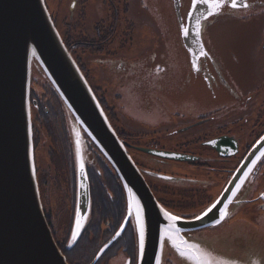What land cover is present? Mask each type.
<instances>
[{
  "label": "flooded vegetation",
  "instance_id": "flooded-vegetation-1",
  "mask_svg": "<svg viewBox=\"0 0 264 264\" xmlns=\"http://www.w3.org/2000/svg\"><path fill=\"white\" fill-rule=\"evenodd\" d=\"M180 2L182 13L187 15L193 7V0ZM212 2L213 0H209V3H197L204 10V16L208 15L202 22L203 50L187 49L182 40L180 46L175 42L173 54L179 60L184 56L186 62L183 64L180 60L183 66L177 61L178 68L188 67L197 80L204 81L212 99L206 100V105L201 104L202 107L195 115L178 119L181 126L173 128L174 124H170L164 127L173 133L169 139L171 145H168V140L162 141L154 137H151L148 145H142L144 135L134 129L137 127L133 128L127 117L120 116L115 107L110 105L107 96L99 93L101 88H95L90 80L87 63L90 60L84 59L83 55L92 50L94 58L104 56L105 45L115 42V33L120 25V15L119 18L116 17L120 10L116 8L115 2L105 0L107 5L111 4L115 20L107 26L105 20L98 23L94 27L97 34L91 41L84 35L83 23L78 41L80 45L69 42L68 30L62 33L66 46L94 89L110 123L126 145L154 197L169 213L183 218L201 214L219 199L244 157L264 135V73L247 87L248 90L243 89L235 77V71L242 64L240 49L244 50L243 44L236 37L221 41L212 33L220 27L248 30L253 24L262 22L264 1L236 0L235 8L232 7L233 0H216L223 5L219 8H211ZM124 5L128 13V2ZM129 23L126 27L132 28L133 22L130 20ZM166 47L167 52L155 54L151 59L159 57L160 60H167L170 53L168 42ZM253 47L257 55L264 58V36L256 40ZM78 50L81 52L80 56ZM149 59L147 57L143 62L149 63ZM40 78L41 80L36 78L32 82L30 94L34 155L44 213L58 247L70 264H80L79 258H73V253L78 252V248L97 249V257L115 237L116 240L102 254L98 263L104 260L102 264H138L139 240L133 217L118 235L129 214L127 193L118 173L83 130L85 142L80 144L82 157H79L68 113L42 75ZM157 131L150 133L156 135ZM219 139H223L222 143L226 142L222 152L235 155L221 156V151L209 145V142ZM145 150L173 152L187 159L172 160ZM81 165L89 185L90 210L81 236L72 244L79 202ZM184 169L188 170L190 176L181 177L177 174ZM204 174L213 175L214 178L202 179ZM229 214H234L230 220L238 214H264V157L230 205ZM223 225L186 232L184 236L188 242L197 244L200 249L211 254L257 264L252 242L244 241L247 234L240 232L236 238L225 240L219 235L224 230ZM247 236L250 241H260L262 238L253 234ZM261 256L264 264V254ZM163 264L188 263L166 243Z\"/></svg>",
  "mask_w": 264,
  "mask_h": 264
},
{
  "label": "water",
  "instance_id": "water-1",
  "mask_svg": "<svg viewBox=\"0 0 264 264\" xmlns=\"http://www.w3.org/2000/svg\"><path fill=\"white\" fill-rule=\"evenodd\" d=\"M175 8L180 40L187 49L203 50L202 22L208 15L204 16V10L197 4L187 15L182 13L180 0H175ZM33 70L50 83L72 119L74 145L79 157H82L83 130L115 168L129 206L138 202L142 208L145 248L143 254L139 249L138 264H163L166 243L188 264H220L221 261L249 264L211 254L199 246L198 250L190 249L182 245L181 240L197 245L188 242L184 233L219 227L232 218L230 205L264 157V135L250 149L222 195L209 208L192 218L169 213L154 197L111 125L56 28L45 0H0V264H69L47 222L37 181L30 102ZM222 141L214 140L209 145L221 151V156L235 155L222 152L226 146ZM145 151L172 160L187 159L173 152ZM83 171L80 170L79 202L73 229L76 237L74 239L72 233V244L81 236L89 218V185ZM131 212L118 235L132 217L138 231L134 207ZM164 212L179 219L172 222ZM77 221L81 225L79 229ZM115 240L114 237L104 246L91 264H96ZM174 242L181 246L184 256L173 246Z\"/></svg>",
  "mask_w": 264,
  "mask_h": 264
},
{
  "label": "rangeland",
  "instance_id": "rangeland-1",
  "mask_svg": "<svg viewBox=\"0 0 264 264\" xmlns=\"http://www.w3.org/2000/svg\"><path fill=\"white\" fill-rule=\"evenodd\" d=\"M45 2L61 37L63 31L68 30L69 36L73 37L70 43L73 44L80 40L82 23L85 25L84 35L91 41L97 34L94 27L98 23L105 20L107 26L108 23H113V19L115 20L111 4L107 5L105 0H45ZM110 2H115L120 10V25L115 33V42L105 45L104 56L94 58L92 50L83 55L84 59L90 60L87 63L92 85L95 88L100 87L99 93L107 96L110 105L115 107L120 116L127 117L133 128L137 127L134 129L144 135L142 145H148L151 137L162 141L168 140V145H171L169 139L173 133L164 127L170 124H174L173 128L181 126L182 123L178 122V119L195 115L202 107L201 104H208L211 98L204 81L197 80L188 67L178 68L177 61L182 64L180 61L182 60L185 64L184 56L180 57V60L176 54L175 58L173 57L175 42L180 46L181 41L176 23L175 0H110ZM126 2L130 6L128 13L124 5ZM130 20L133 22L132 28L126 27L129 26ZM252 26L248 30L220 27L212 32L214 37L221 41L236 37L243 44L244 50L240 49L243 56L240 57L242 64L235 71V77L245 90H248L247 87L264 73V58L257 55L253 47V43L264 36V17L262 22ZM104 30L106 31V28ZM104 34L103 31L102 35ZM166 42L170 46L168 59L160 60L156 57L152 60L153 55L167 52ZM78 55H81L80 51ZM147 57L150 58L149 63L143 62ZM40 76L33 70L32 82L36 78L41 80ZM206 100L208 101L205 103ZM70 120L71 123L72 119ZM154 130H158L156 135L151 134ZM80 140L82 143L85 142L83 138ZM136 156L141 158L140 155ZM177 174L181 177L190 176L185 169ZM204 177L214 178L213 175L207 174L201 178ZM223 226L224 230L219 235L225 240L236 238L240 232L262 237L260 241H250L246 235L244 241L252 242L251 246L255 249L253 254H258H255L254 259L258 261L257 264H263L261 254H264V214H238ZM103 262L104 260L98 264Z\"/></svg>",
  "mask_w": 264,
  "mask_h": 264
},
{
  "label": "snow or ice",
  "instance_id": "snow-or-ice-1",
  "mask_svg": "<svg viewBox=\"0 0 264 264\" xmlns=\"http://www.w3.org/2000/svg\"><path fill=\"white\" fill-rule=\"evenodd\" d=\"M197 3H209V0H193V5L195 6ZM223 5L219 2H216V0H213V2L210 4L211 8H219L222 7ZM237 6L236 4V0H233L232 2V7L235 8ZM212 14V13H210ZM185 35H187V30H185ZM81 171H83V165H81ZM130 212L129 214L131 215V209L134 207L135 208V216H136V220H137V225H138V234H139V249H140V253L143 254L144 252V248H145V225L142 219V208L140 207L139 203L136 202L134 205H130ZM213 208L215 207V204L212 206ZM211 211V208L208 210ZM206 214V213H205ZM165 217H167L168 220L175 222L179 219V217L174 216L169 214L168 212H164ZM199 218V217H198ZM80 222L77 221V228H80ZM76 237V233H73V238L75 239ZM181 244L185 245L186 247L190 248V249H197L198 250V246L197 245H188L187 241H183L181 240ZM173 246L177 248L178 251H180V254L182 256L185 255V252L181 249L180 245L175 244V242L173 243ZM220 264H235V262L233 261H221Z\"/></svg>",
  "mask_w": 264,
  "mask_h": 264
},
{
  "label": "trees",
  "instance_id": "trees-1",
  "mask_svg": "<svg viewBox=\"0 0 264 264\" xmlns=\"http://www.w3.org/2000/svg\"><path fill=\"white\" fill-rule=\"evenodd\" d=\"M116 8H117V6H116ZM117 18H119V14L116 16ZM73 39V37L70 35V37H69V42H70V39ZM79 41V40H78ZM75 42L74 43V45H80L79 44V42ZM47 81V80H46ZM48 82V81H47ZM48 84H49V86L51 87V85H50V83L48 82ZM52 88V87H51ZM53 90V89H52ZM54 91V90H53ZM55 92V91H54ZM53 92V93H54ZM56 94V92L54 93V95ZM56 96H57V94H56ZM58 97V96H57ZM58 99H59V97H58ZM60 100V99H59ZM43 113H44V111H43ZM96 254H97V249H93V248H91V249H88V250H86L85 249V247H80V248H78V252L77 251H75L74 253H73V258L74 259H78L79 260V262H81L80 264H90L91 262H92V260L94 259V257L96 256ZM71 264H73V263H71ZM76 264V263H75Z\"/></svg>",
  "mask_w": 264,
  "mask_h": 264
}]
</instances>
